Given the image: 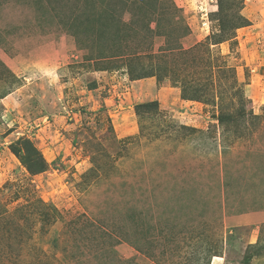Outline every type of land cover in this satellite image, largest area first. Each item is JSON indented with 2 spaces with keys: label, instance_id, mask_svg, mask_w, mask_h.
<instances>
[{
  "label": "rangeland",
  "instance_id": "1",
  "mask_svg": "<svg viewBox=\"0 0 264 264\" xmlns=\"http://www.w3.org/2000/svg\"><path fill=\"white\" fill-rule=\"evenodd\" d=\"M262 55L264 0H0V264H264Z\"/></svg>",
  "mask_w": 264,
  "mask_h": 264
},
{
  "label": "crops",
  "instance_id": "2",
  "mask_svg": "<svg viewBox=\"0 0 264 264\" xmlns=\"http://www.w3.org/2000/svg\"><path fill=\"white\" fill-rule=\"evenodd\" d=\"M252 27V24L250 23L248 26L242 28L246 29ZM253 71H264V55H262L261 63L258 64L254 68ZM259 75H254V77L258 78ZM264 77V76H263ZM264 83V81H263ZM131 85L142 86L144 82L142 80L133 81L130 83ZM152 86V85H151ZM258 81L249 86H246L245 92L251 93L252 96H247V98L251 99L252 104L257 101H261L263 98L261 95L260 90L262 91V88L258 87ZM249 87V89H247ZM145 89H150L148 92L146 91L147 96L153 97L155 94H158L160 96L161 90L157 93L155 91V88L146 87ZM142 97V96H141ZM261 104H264L261 103ZM242 207L245 206V210H239L240 213H236L235 215L229 216L230 224L225 226L226 234H232L235 233L236 230L240 228L248 229L249 233L245 236H243V241L245 244L250 245H259L260 243H264V198L262 192H256L252 193V195H249V197L246 196V200L243 201ZM235 237V235H233ZM241 235H238V238H240ZM259 250V249H258Z\"/></svg>",
  "mask_w": 264,
  "mask_h": 264
},
{
  "label": "trees",
  "instance_id": "3",
  "mask_svg": "<svg viewBox=\"0 0 264 264\" xmlns=\"http://www.w3.org/2000/svg\"><path fill=\"white\" fill-rule=\"evenodd\" d=\"M27 145H29L28 143H27ZM16 154V153H15ZM18 154V153H17ZM259 255V254H258Z\"/></svg>",
  "mask_w": 264,
  "mask_h": 264
}]
</instances>
